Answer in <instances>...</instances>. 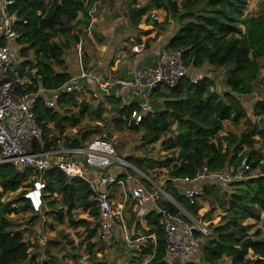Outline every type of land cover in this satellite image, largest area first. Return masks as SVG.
Listing matches in <instances>:
<instances>
[{
    "label": "trees",
    "instance_id": "16d2710c",
    "mask_svg": "<svg viewBox=\"0 0 264 264\" xmlns=\"http://www.w3.org/2000/svg\"><path fill=\"white\" fill-rule=\"evenodd\" d=\"M137 1L133 0V3L136 5ZM98 2L99 0H15L10 13L14 19L15 31L20 35L18 43L21 54L28 58L26 65L36 64L37 79L45 88H58L71 79L69 73L55 70L65 69V46L57 44L55 39L60 35H71L79 24L89 27L91 13ZM250 2L251 0H184L180 9L177 2L172 0H147L144 6L130 8L129 12V24L133 28H139L149 12L168 9L182 25L170 39L167 49L182 50L183 60L191 73H203L207 66L224 70L228 92L219 93L212 78L196 74L197 83L183 80L178 87L167 89L168 92H163L162 89L152 92L148 111L144 113L142 122L135 125L133 121L132 126L136 131L144 130L146 135L142 139L153 145L161 141L176 125L177 134L163 143L167 149L178 151L177 156L167 160V164H174L170 170V177L174 181L194 178L196 170L205 164L211 171L233 169L237 172L246 161L243 168L245 179L230 185L234 191L230 194V201L226 203L229 215L212 226L211 236L203 241L200 252L203 253L206 264H219L224 258L230 259L231 264H264L263 230L259 228L252 233L254 226L245 222L254 220L261 222L264 227V158L255 150L256 137L264 138V131L254 128L240 136L233 133L221 135L226 121L238 124L248 119L247 110L240 98L255 94L256 82L263 69L264 3L260 14L255 16L247 14ZM80 15L82 18L79 20ZM76 20L79 22L72 26L70 23ZM146 24L150 26L157 23L151 24L147 18ZM102 80L106 81L104 78ZM99 95L106 97L110 109L118 116L117 123H122L124 118L131 119L132 111L139 109L138 104H128V96L131 95L116 96L113 90ZM75 96L72 94L62 97L56 108L45 106L43 99L37 101L36 114L43 129L45 149L58 144L52 136L48 138L51 131L49 125L53 123L57 131L64 132L66 122L61 109L73 106L76 103ZM92 109L88 105L83 106L81 118ZM252 112L255 118L264 117V98L254 104ZM95 113L102 118L103 106L97 108ZM68 121L74 125L81 123L80 118H70ZM85 143L66 140L65 146L76 148ZM129 162L146 172L143 161L136 159ZM132 174L137 175L134 172ZM34 176V171L22 174L11 164H0L2 193L21 191L17 208L13 207L14 204H3L0 199V264H42L35 255L31 256V248L24 234L15 229L10 219L21 210H31L24 195L32 187ZM43 180L47 185L44 203L48 197L53 199L54 195L63 196L67 212L65 214L59 211V220L64 221L67 217L72 226L87 228L90 231L88 239L92 238L95 230L88 228V220L76 221L72 216L74 209L80 206L90 210L95 221H100L99 207L89 185L80 178L69 179L59 170L47 172ZM195 187V184L188 185L178 181L171 193L181 207L192 215L198 213L197 202L191 204L188 199L180 196L178 190ZM204 192L210 195L208 191ZM54 203L49 204L53 207ZM131 204L128 203L127 209ZM157 206L169 208L172 213H176L173 206L163 201L158 202ZM152 208V212L144 218L146 227L142 224L140 226L139 222L136 229L138 238L147 236L151 240L149 236L152 235L156 238L143 248L142 254L150 257L149 264H169L168 260H172L166 254V235L160 222L161 216L154 206ZM126 227L129 230L132 228L128 218Z\"/></svg>",
    "mask_w": 264,
    "mask_h": 264
},
{
    "label": "built area",
    "instance_id": "2783aa9c",
    "mask_svg": "<svg viewBox=\"0 0 264 264\" xmlns=\"http://www.w3.org/2000/svg\"><path fill=\"white\" fill-rule=\"evenodd\" d=\"M14 4L15 0H0V164H11L22 174L34 171L33 185L24 195L32 212L41 213L44 207L47 189L44 174L59 170L69 179L80 178L89 185L99 207L100 236L105 241H111L118 228H123L126 232V209L130 195L132 201L141 207L138 212L140 219L148 216L153 206L157 209L166 235V254L170 260L195 257L200 253L204 239L211 236L210 228L181 207L162 186L147 189L128 170L136 174L142 172L126 158L119 156L109 140L95 139L76 148L58 142L45 149L43 129L36 114L39 99H43L48 108H56L66 95L83 92L99 95L113 90L116 96L125 97L140 91L144 93L147 103L140 104L139 109H134L131 115V120L139 125L144 113L148 111L152 92L162 88L174 89L183 80L198 82V78L187 69L182 50H167L151 66L138 71L132 79L104 81L95 71H82L62 86L47 89L37 79L36 64L26 65L28 58L21 54L18 43L20 35L15 31L14 19L10 13ZM245 166L246 161L237 172H228L211 171L205 164L196 170L194 178L175 182L195 184L196 187L202 183L236 184L245 179ZM129 182L134 183L132 187L128 186ZM117 188L123 189L122 201L117 200ZM198 191L199 189L186 188L178 193L194 204ZM161 201L173 206L176 213H172L169 208L157 206ZM148 203L152 204L151 208L145 207ZM149 238L154 241L156 239L154 235Z\"/></svg>",
    "mask_w": 264,
    "mask_h": 264
},
{
    "label": "rangeland",
    "instance_id": "374dc122",
    "mask_svg": "<svg viewBox=\"0 0 264 264\" xmlns=\"http://www.w3.org/2000/svg\"><path fill=\"white\" fill-rule=\"evenodd\" d=\"M146 1L147 0H138L135 5L133 0H104L102 6L105 5L107 8H110L109 20H116V24L123 23L126 25L123 26L124 28L129 26L130 29L128 32H133L139 41L146 40L147 46L151 41L158 40L159 38L161 40L171 39L178 33L182 24L168 9L162 8L149 12L147 15L148 20L151 21V24L156 22V25H147V18H145L139 28H132L129 24L130 8L142 7L145 5ZM172 1L177 2L181 9L184 0ZM263 3L264 0H251L247 14H253L255 16L260 14ZM100 11L102 13V7ZM153 16H156L158 19L155 20ZM92 20L95 19L91 17V22ZM96 22H98V17H96ZM151 26L154 30H151ZM55 42L63 45L64 43H72V40L71 38H67V36L60 35L55 39ZM104 50L105 48H102L101 51L98 50L100 56H104ZM71 53L72 52L68 54ZM117 59L118 57L115 61H117ZM88 65L87 68L83 67V71H93L91 70L93 68L90 66V61ZM196 74H199L200 77L205 75L206 77L212 78L215 81V88L219 93L224 94V92L229 91L225 85L223 69L216 70L213 67L207 66L203 73H193V75L198 78ZM162 89H164L163 92H168L166 88ZM75 97L76 103L73 106L71 105L61 109V114L64 116L66 122V129L64 132L57 131L55 129V124L52 123L49 125L51 131L48 133V138L52 136V138L62 145H65L66 140L71 142L77 140L89 142L95 139L109 140L114 144L119 156L132 162L136 159L143 161L146 172L140 171L145 176L142 174L133 175L132 171H128L135 178L140 180L147 189L151 190L152 186L155 188L156 186H162L166 188L167 191H170V193L174 192L172 187L176 182L170 177V170L173 168L174 164H167V160L177 156L178 151L167 149L163 143L177 134L176 125H173L172 131L165 135L161 141L150 145L142 139L146 135L144 130L136 131L132 128L134 125L133 120L124 118L122 119V123L116 122L118 116L110 109V105L103 95L83 92L77 94ZM128 98L130 103L138 105L147 103L144 93L140 91H135L133 95L128 96ZM261 98H264V63L259 79L256 82L255 94L250 97L240 98L247 110L248 119L238 124L232 121H226L224 123V131L221 132V135L224 136L233 133L240 136L247 130L254 128L264 131V117L255 118L252 112L254 104ZM85 105L93 109L81 118V112ZM100 106L104 108L102 118H99L97 113H95ZM70 118H80L81 123L79 125H74L68 121ZM255 150L257 154L264 158L263 137H256ZM234 171L233 169H229L228 172ZM143 179L146 181L144 182ZM27 183H29V181ZM230 185L231 184L225 183H202L199 187H195V189H199L196 201L199 210L198 213H193L195 215H193V217L211 229L212 226L220 222L222 217L228 216L229 211L226 203L230 201V194L234 191V188H231ZM205 190L210 193L209 196L206 195L204 192ZM116 191L117 200L119 199V201H122L124 198L123 189L117 188ZM20 193L21 191L17 193H2V189L0 188L1 202L3 204H14L13 207L17 208L19 205L16 203ZM46 195H48V193ZM50 202H55V205L51 207L49 204ZM128 202L132 203L129 205L128 209H126V211L129 210V217L127 218L131 223V227L136 230L139 227V222L140 226L142 224L143 227H145V221H142L145 223L144 225L137 216L140 206H137V204L132 201L130 195H128ZM59 211H63L66 214L67 206L63 196L54 195L53 199H50V197L46 199L41 213L36 214L31 210H21L17 215L10 217L15 229L20 230L24 234L26 242L29 243L31 256L35 255L42 264H95L96 262H103L105 264H149L150 257L142 254L143 248H146V246L152 243V239H147V236L144 237L143 240L135 241L132 239V233L128 228L126 232L123 228H118L114 238L111 241H105L100 236V228L98 225L100 221H95L94 218L91 217L90 210H85L83 207L77 206L72 212L73 219L76 221L88 220L90 223L88 228L90 230H95V235L88 239L90 231H88L87 228L72 226L67 217L64 221H60L58 215ZM261 217L263 218V214H261ZM245 222L246 224H252L254 226L252 233L259 228H262L264 233V227L261 222L254 220H246ZM187 262H192V264H206L203 260L202 252L189 260H168L169 264H186ZM22 264H28V262ZM219 264H231V261L228 258H224Z\"/></svg>",
    "mask_w": 264,
    "mask_h": 264
},
{
    "label": "crops",
    "instance_id": "0c3cea01",
    "mask_svg": "<svg viewBox=\"0 0 264 264\" xmlns=\"http://www.w3.org/2000/svg\"><path fill=\"white\" fill-rule=\"evenodd\" d=\"M103 1L104 0H99L95 5L91 13L92 19L95 20H92L89 27H86L84 24H79L71 35L67 36V38H71L72 43L63 44L65 46L63 57L65 69L62 71L60 68H55L57 72H67L71 77L76 76L83 71V67L87 68L89 66L88 63L90 61V66L93 68L91 70L95 71L102 79L104 78L107 81L132 79L138 71L151 66L158 56L168 50L167 45L170 41L169 38V40H161L160 38L155 41L153 40L147 46L146 40L139 41L133 32H128L130 29L129 26L124 28L123 26L126 25L123 23L116 24V20H109L110 8H107L105 5L102 6ZM101 7L102 13L100 11ZM96 17H98V22H96ZM81 18L82 16L80 15L79 20ZM79 20L73 21L70 24L74 26ZM152 26L150 28L154 30ZM142 46H144V48ZM102 48H105L104 56H100L98 52V50L101 51ZM70 52L72 53L68 54ZM117 57L118 59L115 61ZM128 186L132 187L133 182H129ZM151 206L150 203L145 205L147 208H151ZM140 210L141 207L138 212H140ZM128 211L129 210L126 211V218L129 217ZM140 221L142 222L144 219ZM143 224L145 225V223ZM130 232L132 233V239L135 238V241L144 239L141 237L138 238L135 229L132 228Z\"/></svg>",
    "mask_w": 264,
    "mask_h": 264
}]
</instances>
